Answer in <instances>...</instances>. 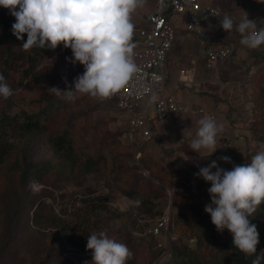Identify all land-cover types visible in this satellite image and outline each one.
Instances as JSON below:
<instances>
[{
	"label": "rangeland",
	"instance_id": "1",
	"mask_svg": "<svg viewBox=\"0 0 264 264\" xmlns=\"http://www.w3.org/2000/svg\"><path fill=\"white\" fill-rule=\"evenodd\" d=\"M156 1L145 0L132 13L134 28L142 25ZM200 1L214 3L238 23L246 14L249 19H264V0ZM171 21L179 34L165 66L167 87L161 95H174L190 107L199 103L213 106L215 120L223 126L213 154L204 149L196 153L190 147L198 122L206 115L177 113L166 119L151 141L138 139L129 147L124 136L132 114L111 102L101 103L100 98L82 93L73 98L61 95L56 109L42 113V100L50 91L45 85L74 91L73 82L84 73L83 65L69 63L72 52L63 45L44 52L25 51L20 46L10 52L0 45V74L13 90L8 99L0 97V147L9 151L0 166V264H90L87 237L100 231L128 246L132 256L126 264H164L172 241L180 234L188 241L183 230L174 234L170 225L177 221L179 211L192 214L194 199L190 195L205 206L211 203V186L201 184L203 178L196 175L199 170L213 160L232 170L247 159V149L264 151V141L257 146L251 129L253 97L258 89L249 82L254 70L249 48L239 42L237 62L222 63L217 71L206 70L200 41L186 30L187 17L173 14ZM193 67L197 79L213 83L205 84L200 92L188 91L180 84L181 92L177 91L180 69ZM39 72L54 80L34 84ZM2 110L11 120L15 117L13 125L5 123ZM27 114L38 117L46 132L24 134L19 123ZM62 135L73 148L67 166H61L62 161L47 144L49 136ZM223 156L232 162H223ZM27 167L29 179L24 187L20 179ZM125 190L135 193L134 197L128 198ZM9 211L14 219L6 234ZM161 222L164 226L155 232ZM181 226L186 227L184 223ZM160 248L163 256L157 257Z\"/></svg>",
	"mask_w": 264,
	"mask_h": 264
},
{
	"label": "clouds",
	"instance_id": "2",
	"mask_svg": "<svg viewBox=\"0 0 264 264\" xmlns=\"http://www.w3.org/2000/svg\"><path fill=\"white\" fill-rule=\"evenodd\" d=\"M144 3L145 0H0V7L9 9L15 17L12 34L21 41L23 50H55L63 45L71 49L69 63L83 65L84 73L73 82L74 91L71 87L67 91L50 87L52 93L68 98L82 93L103 100L120 92L138 72L132 56L135 45L131 15ZM219 26L230 34L234 21L225 14ZM235 30L241 35L243 46L257 49L264 45V28L257 30L248 14L235 25ZM12 95V88L0 74V97L8 99ZM198 123L190 147L196 153L201 149L215 153L216 138L223 126L210 116ZM220 159L232 162L227 156ZM196 175L211 184V203L205 206V212L217 231L222 234L228 230L233 247L247 256L254 255L252 264H261L264 252L257 254L258 228L249 217L264 203V151L232 170L220 168L213 160ZM87 250L92 253L90 264H126L132 256L127 245L110 239L106 231L89 235Z\"/></svg>",
	"mask_w": 264,
	"mask_h": 264
},
{
	"label": "built area",
	"instance_id": "3",
	"mask_svg": "<svg viewBox=\"0 0 264 264\" xmlns=\"http://www.w3.org/2000/svg\"><path fill=\"white\" fill-rule=\"evenodd\" d=\"M173 14H184L187 17L186 30L195 34L200 41V53L206 70L217 71L220 64L237 62L239 59L238 43L242 37L235 30L238 24L235 18H232L234 29L229 34L219 26V20L226 13L214 3L202 4L200 0H157L155 9L145 16L144 24L134 28L132 43L135 47L132 56L138 72L120 92L99 99L101 103L111 102L115 108L132 114L129 129L124 136V142L129 147L138 139L151 141L166 119L177 113L216 117L211 106L190 107L179 102L174 95H161L167 87L165 66L179 34L171 21ZM262 50L264 53V45ZM194 71L195 67L180 69L179 81L175 85L177 91L181 90L180 84L188 91L200 92L205 84L213 83L197 79ZM253 73L254 70L249 75ZM162 226L164 222L159 224L155 232Z\"/></svg>",
	"mask_w": 264,
	"mask_h": 264
},
{
	"label": "trees",
	"instance_id": "4",
	"mask_svg": "<svg viewBox=\"0 0 264 264\" xmlns=\"http://www.w3.org/2000/svg\"><path fill=\"white\" fill-rule=\"evenodd\" d=\"M264 7V6H263ZM262 17V16H261ZM258 17L255 20L256 26L261 29L264 28V19ZM15 17L11 15L9 9L0 7V45L4 46L7 51L12 52L14 46H21V41L17 40L16 37L12 34V25L15 23ZM144 23L142 22V25ZM139 27V26H138ZM137 28V27H136ZM24 40H27L25 34ZM33 52H44L47 51V48L40 49L34 47L31 49ZM252 58V67L254 68V73L249 75V82L255 83V90L258 89L257 93H254V107H253V122L251 129L253 135L258 141L257 146H260L264 141V53L261 48L250 49L249 50ZM33 60V58H31ZM42 69V68H41ZM54 80V77L48 73L39 72L36 73L33 78L34 84H46L47 80ZM7 81V80H6ZM46 88L53 87L47 83ZM42 102V113H49L53 109H56L57 105L60 103V96L55 95L49 91L43 98ZM3 120L5 123L13 125L15 117L13 120L10 119L9 115L5 111H1ZM16 124V123H15ZM20 129L26 135L31 133H44L47 128L40 121L38 117L33 115H26L24 121L19 123ZM127 132V131H126ZM66 136H49L47 138V144L51 150L56 154V159L62 161V165L57 166H67V163L72 162V153L73 148L71 145H68L66 142ZM105 144L104 146H106ZM9 151L3 147H0V166L7 157ZM258 152L256 149H247V159L242 163L250 162L251 158L256 155ZM51 161H47V164L50 165ZM70 165V164H69ZM29 166V165H28ZM220 168L225 170H231L230 166L222 165ZM215 172V170H213ZM29 179L28 167L25 173L21 177V182L24 187L27 184ZM203 186H211L209 182H206L204 179L201 180ZM124 194L128 198L134 197L135 193L130 190H125ZM194 199L193 204L191 205L192 214L187 216L183 211L178 212V219L173 224L170 225V230L174 234H178L180 231H184V236L188 237V241L184 240L180 234L174 241L171 242V247L169 249V257L164 264H252V260L255 259V256H247L233 247V237L228 232L224 231L222 235L217 234V229L211 222V217L208 213L205 212V209L200 210L201 206L205 207L204 203L195 195H190ZM183 202H186L182 199ZM18 212V211H17ZM20 213V212H19ZM7 224V233L12 230V222L14 219V213L9 211L6 214ZM251 222L255 224L258 228L260 243L257 246V254L264 252V203L258 206L257 211L249 217ZM185 224V228L181 224ZM172 227V229H171ZM5 234V235H6ZM195 242L196 247H192L191 243ZM6 246V245H4ZM164 250L159 249L157 257L163 256ZM261 264H264V260H261Z\"/></svg>",
	"mask_w": 264,
	"mask_h": 264
},
{
	"label": "crops",
	"instance_id": "5",
	"mask_svg": "<svg viewBox=\"0 0 264 264\" xmlns=\"http://www.w3.org/2000/svg\"><path fill=\"white\" fill-rule=\"evenodd\" d=\"M250 19H251V18H250ZM255 19H256V18H255ZM255 19H253V20H254V21H257V20H255ZM251 20H252V19H251ZM173 49H174V47H173ZM173 49H172V50H173ZM249 50H250V49H249ZM240 51H241V50H240ZM239 55H241L240 52H239ZM251 60H252V59H251ZM193 62H194V64H195V61H193ZM202 62H203V60H202ZM180 92H181V91H180ZM178 100H179V99H178ZM202 104H203V103H202ZM202 104L199 103V105H198L197 107H199V106H203V105L205 106V104H203V105H202ZM210 106H211V104H210ZM217 106H220V105H217ZM211 107H213V106H211ZM219 114H220V113H219ZM196 116H197V115H196Z\"/></svg>",
	"mask_w": 264,
	"mask_h": 264
}]
</instances>
